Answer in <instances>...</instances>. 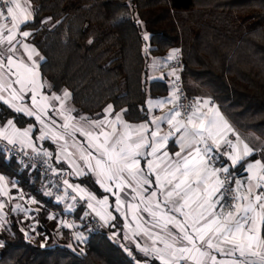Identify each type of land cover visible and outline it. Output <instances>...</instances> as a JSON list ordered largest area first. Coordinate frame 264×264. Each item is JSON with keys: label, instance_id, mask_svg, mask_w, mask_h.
<instances>
[{"label": "trees", "instance_id": "trees-1", "mask_svg": "<svg viewBox=\"0 0 264 264\" xmlns=\"http://www.w3.org/2000/svg\"><path fill=\"white\" fill-rule=\"evenodd\" d=\"M31 3L35 19L25 29L44 57L43 78L56 93H71L76 116L100 118L111 104L115 112L126 110L128 123L148 120V98H163L169 91L166 82L148 79L149 61L178 49L187 94L198 96L192 85L200 87L235 130L264 144V0ZM1 118H15L20 128L33 123L2 104ZM256 156L264 158V149L249 159ZM0 176L16 186L28 213L8 208L0 264H136L106 232L90 234L85 209L59 195L32 168L0 152ZM78 182L96 196L105 195L90 176ZM64 200L73 203L71 209ZM67 218L74 227L64 226ZM78 227L86 242L74 239Z\"/></svg>", "mask_w": 264, "mask_h": 264}, {"label": "snow or ice", "instance_id": "snow-or-ice-1", "mask_svg": "<svg viewBox=\"0 0 264 264\" xmlns=\"http://www.w3.org/2000/svg\"><path fill=\"white\" fill-rule=\"evenodd\" d=\"M34 12L31 0H0V104L34 118L40 125L36 140L50 139L57 145L56 163L66 161L73 170L69 176L91 173L99 187L115 197L114 211L132 215L137 221L135 234L151 240L144 246L137 243L147 258L145 264L153 259L159 264H264V160L245 164L254 150L238 136L237 143L226 138L232 129L222 123L219 111L209 106L207 112L201 107L184 112L175 93L173 100H149V112L165 103L174 106L137 125L123 119L126 110L114 113L111 104L102 119L74 116L75 109L67 104L71 93L52 90L41 72L44 57L20 39L32 35L23 29L34 21ZM144 39H149L147 33ZM178 51L167 59H174ZM209 104L204 100L202 106ZM164 123L169 131L162 135ZM34 127L20 129L15 118L8 119L0 124V140L47 157L44 162L53 174L62 175L63 169L49 163L53 153L32 141ZM172 141L179 149L174 153L169 151ZM222 144L230 151H221ZM221 156L231 163L221 161ZM241 165L246 176L233 171ZM4 179L0 176V181ZM63 183L81 200L86 198L100 219L116 218L108 211L109 195L97 199L79 184ZM0 194H6L3 187ZM74 239L87 241L83 233H75Z\"/></svg>", "mask_w": 264, "mask_h": 264}, {"label": "crops", "instance_id": "crops-1", "mask_svg": "<svg viewBox=\"0 0 264 264\" xmlns=\"http://www.w3.org/2000/svg\"><path fill=\"white\" fill-rule=\"evenodd\" d=\"M31 6L34 9V6L32 5V3H31ZM0 22H2V21H0ZM23 30L24 31H29L28 29H25V28ZM20 39L23 42H26V43H29V44L33 45L31 43V41H30V36L28 38H26V40L23 37H20ZM21 51H23V50L21 49ZM172 52L173 51L169 52L164 58H162V59L160 58V59L155 60L154 62H152L153 63V67L151 68V71L150 72H149V69H148V74L152 78L151 81H153V80L164 81V82L167 83L168 88H169L168 94L165 97H163V98H159V99L148 98V100L146 102V107H147V110H148V119L152 115H155V116H163L165 113H167L174 106L173 103H165L163 105V107H153L151 109V112H149V105H148V101L149 100H151V101H158V100H173L174 99L173 93L176 94V92H175L173 80H174V77L177 75V70L174 68V62L177 59V57H178L179 54H178V52H176L175 53V58L174 59H171V60H168L167 57ZM17 55H19V54H17ZM40 56H42V55L40 54ZM36 59L39 60V57H36ZM42 61H40V63ZM173 71H175V75L172 74ZM192 86H193V88L195 90L196 95L203 97V99L200 101V104H197L196 103L194 105L193 110H194L195 107H201V111L207 112L209 106H214L215 109L219 111L220 117L223 118L222 123L223 122H226L230 126V128L232 129V131L227 132V137L226 138L228 139L229 135L232 134L233 132H235L236 133V140H235L234 143H237L238 142L237 141V136H238L239 137V141H242L243 143L248 144L249 147H251L254 150L252 156L259 155V153H260V151L262 150V147H263L259 143V141L258 140L256 141V139L252 135H250V134H243V133H240L239 131L235 130L231 126V124L227 120V118L225 117L224 113L222 112V110L218 106V104L215 103V102H211L210 98L208 96L204 95V91L200 87H198L196 85H192ZM204 100L210 101V104L208 106H202ZM29 103H30V101H29ZM67 104H68V107L73 108L70 99L67 101ZM114 113H121V112H115L114 111ZM21 115H23V114H21ZM73 115L76 116L74 113H73ZM104 115H105V113L103 112V115L100 118H96V119H102L104 117ZM122 117H123V113H122ZM27 118H29V117H27ZM110 118H112V117H110ZM30 119L33 120V123H31V124L35 125V127L33 129V133H32V137L31 138H32V141L36 144V147L39 148V147L42 146L43 148H45L48 151L52 152L53 153V156L52 157L54 158L53 160H54L56 166L59 169H67L70 172H72L73 170L69 167V165H68V163L66 161H61L59 164L56 163V155L55 154L58 152V148H57V145L56 144H54L50 139L49 140H45V141L36 140V137H38L40 135V125L37 124V122L35 121L34 118H30ZM123 119H124V117H123ZM7 120L8 119H2L1 118L0 119V124H5ZM93 120H95V119H93ZM129 124H131V123H129ZM137 124H140V123L131 124V125H137ZM26 127H28V125H26L23 128H20V127H18V128L24 129ZM168 131H169L168 125H167V123H164L162 125L161 134L162 135L163 134H166ZM78 139H81L82 140L83 138L78 136ZM243 143L240 144L241 149L243 148ZM17 146L20 147L19 144H17ZM24 150L27 151V152H32V149L31 148L25 147ZM178 150H179L178 147H176L174 145V141L170 142L169 151L174 153V152H176ZM221 151L227 152V151H230V149L228 148V146L226 144H222L221 145ZM252 156H250V157H252ZM249 158H248V160L245 161V164L247 162H249V161L264 160V158H261V157H258V156H256L253 159H249ZM220 159L223 162L227 163V164H230L231 163V161L227 160V157H225V156H221ZM81 164H82V162H81ZM236 174L237 175H243V176H246L247 175L246 173H244V170L243 169L241 170V172H237ZM86 176H90L93 179V181L96 183V178L91 173H89ZM86 176H79V177H77L75 174H73V175H71V178L69 180V183H71L73 185H77V184H79L78 180H80V179H82V178H84ZM232 183L235 186V180L234 179H233ZM0 187H3L4 192L6 193V194H0V202H2L4 205H6V204L9 203V202L7 203V200L12 197V194L14 193V189H16V186L10 184V182L7 179H4L3 181H0ZM80 187L88 190L89 192H91L85 186L80 185ZM98 187H99V185H98ZM101 190L103 191V189H101ZM75 192L78 193L77 191H75ZM14 194L20 195V192L17 190V192L14 193ZM105 195H109L110 196L108 211L109 212H112L113 216H115L116 218L115 219L108 218L107 222H105V220L100 219L99 216H98V218L102 221V223L107 228H109L111 230V232H112L114 238L116 239V241L118 242V244L129 254V256H131L134 259V261H135L136 264H145V261H146L147 258L145 257V254L140 250V248L137 247V243H139L141 246H144L145 243L151 244V240H149L146 236H143L142 237V236L136 235L135 233L137 231V221H135L133 219V217H132L131 214H128V216L125 217L123 211L122 212H115L114 211L115 197L114 196H111V194H109V193H105ZM96 197H97V199H102L103 198V196L102 197L96 196ZM66 201L64 200L63 202L65 203ZM68 202H70V201H68ZM68 202H66V203L67 204H70L71 206H73V203L72 202H70V203H68ZM14 204H15V200H14ZM93 204H95V201H93ZM97 207H99V206L97 205ZM90 210H91V212L93 214L96 215V213L91 208H90ZM143 215L147 218V213H144ZM66 221H69V218H67ZM150 264H159V262L157 260L153 259V260H151Z\"/></svg>", "mask_w": 264, "mask_h": 264}, {"label": "built area", "instance_id": "built-area-1", "mask_svg": "<svg viewBox=\"0 0 264 264\" xmlns=\"http://www.w3.org/2000/svg\"><path fill=\"white\" fill-rule=\"evenodd\" d=\"M182 66L183 65L181 55H178L177 59L174 62V68L177 70V75L174 77V88L176 96H178L177 103L183 106L181 110L184 112H191L193 111V107L197 103V101L200 102L203 97L189 96L187 94L181 77ZM210 100L211 102H214L212 99ZM228 139L235 142L236 133L233 132L232 134H230ZM0 152L13 157L21 165L32 168L48 183L54 186L59 195L64 196L66 197V199L73 201L74 204L77 206H82L85 209L86 213H88V215L86 216V225H88V232L90 234H96L98 232L104 231L112 240H114V242L118 244L112 232L102 223L98 216L91 212L90 208L88 207L87 199L81 200L80 195L78 193L73 191L72 188H68L63 183L64 180L69 181L71 178V176L68 175V173L70 172L69 170L63 169L62 175H54L52 169L48 167V165H46L44 162L46 159H48L47 157L37 156L35 153L27 152L24 149L21 150L19 146L9 145L6 141L3 140H0ZM25 153H27V155ZM53 159L54 158L52 157L49 163L52 165V167L58 168ZM217 166H220L219 163L217 164ZM220 175L221 178H225L224 173H221ZM229 203H231V201H229Z\"/></svg>", "mask_w": 264, "mask_h": 264}, {"label": "rangeland", "instance_id": "rangeland-1", "mask_svg": "<svg viewBox=\"0 0 264 264\" xmlns=\"http://www.w3.org/2000/svg\"><path fill=\"white\" fill-rule=\"evenodd\" d=\"M48 22H46V23H44V26L45 27H48ZM158 59H160V58H155V57H153V58H151L150 59V61H149V64H148V69H149V72L151 71V68L153 67V63L152 62H154L155 60H158ZM151 74V73H150ZM148 79L151 81V77H150V75L148 74ZM250 135H252L255 139H256V141L258 140V138H256L253 134H250ZM259 141V143L263 146L262 147V149H264V144L260 141V140H258ZM258 143V144H259ZM260 154V153H259ZM53 190V189H52ZM15 196V197H14ZM14 198V199H13ZM20 195H18V194H12V197L11 198H9L8 200H7V203L8 204H6V205H4V207L3 208H0V231L4 228V226L6 225V215H7V210H8V208L9 207H11V208H13V209H16V208H20V209H23L22 210V212H25L26 214H28L27 213V210H26V208H25V205L23 204V202H22V200L21 199H23L22 197L20 198ZM14 200H15V204H14ZM25 202V201H24ZM28 218V217H27ZM68 224H71V222L70 221H66ZM31 223L32 222H30V225H31ZM64 225V223H60V225L59 226H63ZM27 230V229H26ZM34 230V229H33ZM77 231V233H81L80 232V229H79V227H78V229L76 230ZM31 232V231H30ZM29 231H26V233H27V236L29 237V238H33V233H30Z\"/></svg>", "mask_w": 264, "mask_h": 264}]
</instances>
